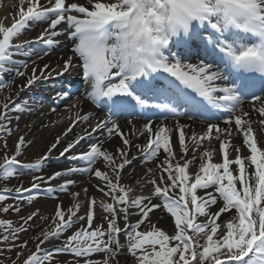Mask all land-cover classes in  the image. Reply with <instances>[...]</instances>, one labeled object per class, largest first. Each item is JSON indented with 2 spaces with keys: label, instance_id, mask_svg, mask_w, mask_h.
I'll use <instances>...</instances> for the list:
<instances>
[{
  "label": "snow or ice",
  "instance_id": "6c2138e0",
  "mask_svg": "<svg viewBox=\"0 0 264 264\" xmlns=\"http://www.w3.org/2000/svg\"><path fill=\"white\" fill-rule=\"evenodd\" d=\"M20 2L23 4L24 0ZM168 2L170 0H84L80 4L66 3V0H44V3L30 0L26 11L21 7L19 19L11 27L0 24V93L6 88L11 90L15 77L26 79V84L19 86L22 91L31 89L40 80L64 77L65 74L71 76L79 66L74 57L82 62L79 74L84 83L89 84L90 75L96 81L87 93V99L107 111L102 118L81 115L79 111L70 117L72 125L67 131H71L78 121L86 126L81 135L67 144L61 156L97 131L105 132L109 139L119 135L123 145L114 154L103 148L105 141L91 142L85 151L71 157L74 161H84L86 167L56 171L47 178L50 182L76 172L94 174L103 185L98 186V190L112 200V203H100L108 213L105 218L107 229L102 225L92 229L96 199L90 198L88 212L78 215L80 193H71L75 198L73 205L65 211L61 204H57L51 225L37 235L33 241L36 251L30 252L23 264H51L54 253L42 245L52 244L53 240L85 219L87 228L82 225L61 244H54L55 253L84 258L83 264H264V0H188L190 8L177 20L186 35L170 42L166 40L168 46L149 72L128 76L122 70L113 69L104 84L109 65L99 43L101 37L113 36L120 51L119 57L113 54L114 59L123 58L124 29L128 24L133 21L142 24L155 14L158 7ZM30 22L47 24L35 39L47 48L57 47L60 43L57 38L65 34L75 44L70 49L72 55L64 59L62 65L49 70L50 66L45 64L39 75L37 61L43 59L40 52L28 48L29 41L13 43L14 38L29 28ZM110 25L120 31L109 33L107 26ZM209 30L211 34L206 35ZM78 36L80 45L77 44ZM193 50H196V56L189 55ZM43 55H49L47 49ZM17 56L26 59L17 60ZM28 59L32 65L30 76L26 71ZM189 59L198 62H184ZM5 76L9 77L7 81ZM161 76L167 80L166 86L160 83ZM75 91L78 92L79 88ZM74 96L75 92L62 87L59 90L54 88L49 99L55 105L64 103L67 108V102ZM28 103L19 104L10 98L0 103L4 110L0 112V133H11V120H18L19 114L30 111ZM70 107L77 105L73 101ZM51 111L56 112L57 108L53 107ZM253 111L261 119H254ZM13 112L17 113L15 117L11 115ZM119 116L132 126L133 135L146 138L143 145H134L145 163L155 161L161 151L165 154L156 166L159 180L155 178L154 170L148 168L149 179L140 185L141 190L151 185V195L133 196L131 193L136 189L122 183V170L138 156H129L132 140L122 131L117 119ZM129 116L132 120L138 116L144 118L142 128H135L132 120L127 119ZM153 116H156V121L151 119ZM179 117H200L208 121L203 133L193 131L188 136L193 146L191 158H187L189 148L185 131L189 126L177 123L173 127L166 123L169 118L178 120ZM221 119L225 125L223 128L216 122ZM254 123H258L262 130L259 141L253 129ZM173 131L179 133L180 160L176 159L170 142ZM234 136L242 137L241 145L231 143ZM213 140L219 142L218 148L212 146ZM205 141L209 144L207 148H203ZM25 143L21 136L15 154L0 158V178H13L20 168H42L47 156L28 164L17 159L23 154L21 146ZM57 144L59 137L52 148ZM242 147L247 155H241ZM197 152H200L199 156ZM221 154L222 161L213 162L214 156ZM98 160H103L107 171L94 169ZM190 166L196 171L190 173ZM44 182L43 177L36 176L30 189L18 187L14 190L15 196L27 192L26 199L31 203L37 199L33 191L39 193L40 184ZM74 183L66 180L59 185V190L67 192ZM45 191L52 194L57 188L48 187ZM84 193L87 197V189ZM12 195L13 190L5 188L0 192V201ZM153 200L159 202L154 203ZM10 207L3 211L8 212ZM15 210L18 212L20 209L16 206ZM155 210H159L161 215L153 221L150 214ZM225 213L229 214L228 219L218 223ZM34 215H29L25 223ZM132 215L139 216L134 223L130 222ZM165 216L174 221L169 224L171 234L158 226ZM121 217L127 228L120 227L118 221ZM142 226L144 230H141ZM0 227L7 233L3 242L13 241L6 250L21 249L17 254L19 259L28 241L19 245L14 242L18 239L17 233L25 229L14 228L10 221L5 220H0ZM121 234L126 239L124 243L121 242ZM96 253H103L105 259L102 262L89 259Z\"/></svg>",
  "mask_w": 264,
  "mask_h": 264
},
{
  "label": "bare ground",
  "instance_id": "6f19581e",
  "mask_svg": "<svg viewBox=\"0 0 264 264\" xmlns=\"http://www.w3.org/2000/svg\"><path fill=\"white\" fill-rule=\"evenodd\" d=\"M29 2L30 0H24V3L21 4L20 0H0V5L2 4V6H0V24H2L3 26L8 24L7 26L11 27V25L15 22V20L19 19V11L21 7H23V9L26 11L27 8L29 7ZM71 2H78L80 4H83L84 0H66V3H71ZM100 2H104V0H100ZM41 3H44V0H41ZM45 27H47V24L43 25L42 30ZM59 27L60 26H58V28ZM33 28L34 27L32 25H29V28L25 31L27 33V34L25 33L26 38L20 41L19 44H23L25 41H29L30 43L28 44L27 47L36 50L37 47L42 43L35 42L36 34L28 35V33H31ZM64 36H66L67 38L65 37L64 40L66 41H63L61 43L62 45L61 47H63L62 51L60 52L48 51L49 55L47 56L42 55L43 59L37 61L38 64L37 75H39L40 70L43 68L45 64H48L50 66L49 70L53 68H57V65H62L64 59H66L69 55H72L70 49L74 48L75 44L69 40L67 34H65ZM15 58L20 59V56H17ZM74 60L79 66L74 72H72V74L75 76L73 78L74 82L72 83H75L76 80L82 77L79 74L82 71V62L79 60L78 57H74ZM28 63L30 64V72L28 74L30 76L32 73L31 59H28ZM166 75L167 74H165V76ZM76 76H78V79L76 78ZM20 78L21 77H15V79L12 81V88L10 91L6 88L3 93H0V103L4 102L8 98H10V101H13L25 92H29V91L32 92L37 90V88L36 89L24 88V90L20 91L19 86L26 84V79L23 78L20 80ZM168 79L171 78L169 77ZM36 84L48 86L49 88L52 87L51 84L49 85L43 80L38 81ZM30 96L31 98H33L32 94ZM72 103H70L69 107H67L66 109L63 108L59 110L57 113L53 114L48 120H46L47 119L46 114L51 112L52 108L46 107L43 109V106L40 107V109L37 110L36 112H33L35 111V109H30V112L28 114H25L24 116H19L18 120L15 118L11 120V124L9 125V127L15 132L16 141L18 142L19 138L23 136L26 142L23 146H21L23 152L21 158L28 161V163H35L36 161L41 160L43 157L47 156V159L43 161V166L51 167L46 171V173L49 174L50 173L52 174L56 171L66 172L69 169V167H67L66 165H58V166H50V165L53 162L59 161V159L63 157L60 155V153L67 146V144L74 141L79 135H81L84 132V127L86 125H84L83 122L80 121L77 122L76 126L72 127L71 131H67L69 127L72 125V119L70 117H74V114L78 111L81 112V115L90 114L99 118H102L105 114V112L102 109L103 107L97 106L91 100L87 99V93L83 94V97L80 101L79 99H75V103L77 107H70ZM245 107L247 109V105ZM2 111L4 110L2 107H0V112ZM12 116L15 117L14 115ZM252 116L257 121L261 119V117H259V115L254 111L252 112ZM120 118L121 116L117 117L121 125L122 131L125 134H127L132 140L133 146L130 148L129 156H132L133 154H136L138 156L137 159L133 160L131 164L127 165L122 170V183L124 185L132 186L136 189V191L131 193V195L133 196L151 195L152 193L151 185L144 187L142 190L140 188V185L146 183L147 179H149L146 171L148 168H152L154 170L155 178L159 180V170L157 169L156 166L164 159L165 154L163 153V151H161V153L159 154L158 158L155 161H150L145 163L143 156L139 154L138 150L134 145L136 144L143 145L146 141V138L133 135L132 126L128 125L124 118L122 119ZM127 119L132 120V118H127ZM156 120L157 118L153 121ZM144 122H145L144 118L139 116L136 118V120H132V124L135 126V128H142ZM216 122L220 125V127L222 128L225 127L222 119ZM166 123L173 127L177 123L181 125L189 126L185 129V131H186V143L188 144V148H189V151L187 153V158H191L193 146L191 141L188 139V136L193 131L198 134L203 133L205 131V127L208 121L201 119L199 117H193V118H178V120L169 119L168 121H166ZM40 129H43V131H40ZM253 129L259 141L262 135V130L260 129V125L258 123H254ZM233 132H235L234 127H233ZM178 135H179L178 131H173L170 142L174 152L176 153V159L180 160L182 153L178 143ZM57 137H59V144H57L55 148H52V145L56 143ZM98 140L105 141V143L103 144V148L114 154L117 148L123 147L122 140L119 135H114L109 139L106 136L105 132L97 131L89 139L81 141L73 149H77V150L81 148L87 149L89 143L96 142ZM231 143L236 145H241L242 137L234 136L231 140ZM212 146L218 148L219 142L213 140ZM207 147H209V144L207 141H205L203 148H207ZM203 148L200 151H203ZM49 149H51V152H49ZM81 152L82 151H78V153H76L75 155ZM199 154L200 152H197L198 156ZM247 154L248 152L245 151L244 147H242L241 155H247ZM72 156L73 155H68L66 157L71 159ZM2 157L3 156L0 153V158ZM221 161H222V154L218 156H214L213 162H221ZM0 162H2V159H0ZM83 167H86L85 162L81 164H76L72 168H83ZM233 167L235 168L236 166ZM94 169H99L101 171L108 170L103 160H98L97 163L94 165ZM189 171L190 173H192L195 172L196 169L191 168L190 166ZM66 180H71L74 181L75 183L69 187L67 192L60 191L59 185L63 184ZM48 184L45 186L44 189H47L48 187H53V188H57V191L52 194H47L46 191H44L47 195L41 197L38 200V209H45L47 211H52L53 213H55L57 204H61L62 208L66 211L75 202V198L71 195V193H80L79 201L81 203V208L78 215H84L88 212L90 206L89 204L90 198L94 197L97 201L94 208L101 207L100 206L101 201H103L104 203H112L110 197H104L102 193L98 190V186H103V185L102 182L94 176V174L89 175L83 172L71 173L69 175H65L60 178L54 179L50 181ZM84 189H87V197L85 196ZM153 202L157 203L159 201L153 200ZM212 210L216 211V208H213ZM150 215H151V219L155 221L157 216L161 215V213L159 210H155V213ZM228 216L229 214L227 213L222 214L220 217L221 221L227 219ZM138 219H139L138 215H132L130 217V222L134 223ZM171 222L173 221H170L169 218L165 216L164 220L159 225H165L169 227V224ZM51 223L44 229H47L51 225ZM118 223L122 229L128 227V225H126L122 221H118ZM42 230L38 231L33 236L27 238L26 240L28 241L27 248L24 249L23 255L20 256V258L17 259L16 262L17 261L22 262V260H24L30 254V252L36 251V244L33 241L35 240L37 235L41 233ZM120 239L122 243L126 242V239L123 234L120 235ZM49 245L50 244L46 243L42 245V247L45 248ZM120 259L122 260L123 258L121 257Z\"/></svg>",
  "mask_w": 264,
  "mask_h": 264
},
{
  "label": "rangeland",
  "instance_id": "374dc122",
  "mask_svg": "<svg viewBox=\"0 0 264 264\" xmlns=\"http://www.w3.org/2000/svg\"><path fill=\"white\" fill-rule=\"evenodd\" d=\"M8 25V24H7ZM38 31H40V25L35 26ZM38 33V32H37ZM21 37L14 38L13 43L17 42ZM28 72V69L26 70ZM50 81V80H49ZM16 103L23 104L25 101L32 102L28 99V97H25L24 95H21L17 97L14 100ZM74 101V100H72ZM71 101V102H72ZM70 102V103H71ZM11 115H17V113H11ZM24 115V114H21ZM43 125V124H42ZM40 131H43V129H40ZM17 141L15 138V132L11 131L10 134L4 135L3 133H0V153L2 156L7 155L9 157L13 156L16 151ZM23 164L24 159L21 158V156L17 157ZM62 163V161L60 162ZM47 168H40L36 170H30L26 168H20L17 175L13 178H9L7 180L0 178V192H3L5 188L12 189L13 195L9 196L5 201H0V220L10 221L12 223V226L14 228H21L25 229L24 231H20L17 233L18 239L14 242L15 244L19 245L20 243L27 240L28 237L33 236L38 231L46 228L53 220L54 213L52 211H47L45 209H38V200L42 197L43 193L40 189L39 193L33 191V194L37 196V199L33 200L31 203L27 201L26 198L20 200L21 197H27L28 193L24 192L22 196H15L14 190L16 188H22V189H30L32 186V180L36 176H42L46 180L49 176L52 174L46 173ZM40 185H43L41 183ZM43 192V191H42ZM41 193V194H40ZM7 206H12L9 208L8 212H4L3 209ZM19 207V211L17 212L15 210V207ZM31 213V214H30ZM33 218L25 223V219L29 216L34 214ZM93 223H92V229H95L97 226L102 225L104 229H107L108 224L107 220L105 219L108 216V213L105 212L101 207L94 208L93 209ZM228 219V217H227ZM225 219V220H227ZM119 221H123L122 217L119 219ZM221 219H219L217 222L219 223ZM85 228L87 226V220L77 222L71 229H69L67 232H65L61 237L58 239L53 240L52 244L45 247V250L53 251V259L51 261V264H76L77 261H79V264H83L84 258H75L74 256L70 254H61V253H55L53 249V245H59L61 244L67 236L72 235L76 230L81 229V227ZM79 226V228H77ZM164 230H167L170 234L172 232V229L165 225H158ZM141 230H144V227L142 226ZM7 233L5 230L0 227V264H13V261L17 260V254L21 251L19 247L11 248L9 249L13 241L11 239L5 243L3 242V236ZM106 239V237H105ZM89 259L97 260V261H103L105 259V255L103 253H96L92 254ZM23 261H17L16 264H23Z\"/></svg>",
  "mask_w": 264,
  "mask_h": 264
},
{
  "label": "clouds",
  "instance_id": "9594fccd",
  "mask_svg": "<svg viewBox=\"0 0 264 264\" xmlns=\"http://www.w3.org/2000/svg\"><path fill=\"white\" fill-rule=\"evenodd\" d=\"M188 0H170L155 10V14L146 18L143 23L130 22L124 29L126 37L124 39L125 55L123 58L114 59L120 56L116 39L109 35L107 38L101 37L99 43L105 51L108 60V70L105 73L104 84L111 76L113 69L122 70L124 75L140 76L155 65L159 55L168 46L165 42L178 39L186 35L177 20L178 17L190 8ZM109 33L120 31L111 25L107 26ZM87 43V40L84 41ZM77 44H81L80 36L77 37ZM96 83L94 77L90 75L89 86Z\"/></svg>",
  "mask_w": 264,
  "mask_h": 264
}]
</instances>
